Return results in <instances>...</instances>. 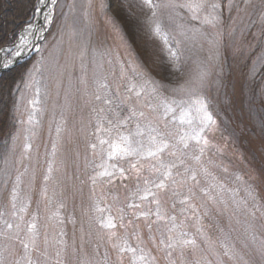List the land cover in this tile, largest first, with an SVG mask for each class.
I'll return each instance as SVG.
<instances>
[{
    "label": "rangeland",
    "instance_id": "1",
    "mask_svg": "<svg viewBox=\"0 0 264 264\" xmlns=\"http://www.w3.org/2000/svg\"><path fill=\"white\" fill-rule=\"evenodd\" d=\"M189 2L57 0L14 66L29 62L0 138V264H264V0ZM133 70L157 91L137 95ZM121 137L139 157L109 159ZM168 228L192 243L167 248Z\"/></svg>",
    "mask_w": 264,
    "mask_h": 264
},
{
    "label": "snow or ice",
    "instance_id": "2",
    "mask_svg": "<svg viewBox=\"0 0 264 264\" xmlns=\"http://www.w3.org/2000/svg\"><path fill=\"white\" fill-rule=\"evenodd\" d=\"M56 3H57V0H47V4H46V0H37V2L33 6V11L35 14H40L44 10V8L42 6H47L48 7V15L45 17V19H49L52 15V11L54 10V8L52 6H54ZM142 3H143V6L149 8V9H155L156 7H158V5L153 3V0H142ZM180 6L189 8L193 12H196V11H199V10H202L205 8H210L214 11V10L221 7V5L219 3L209 4L208 0H199V2H197V3L189 2L186 4H182ZM229 6H231V0H229ZM155 15H156V12L152 11V16L154 17ZM209 15H211V13H209ZM192 18L197 19V17L195 15ZM217 19H218V17L216 15H212L211 20H209L208 17L205 16L203 22L204 23H212L213 21H215ZM152 31L155 35H160V33H161L160 24L156 23L154 25V27L152 28ZM164 43L167 44L166 39H165ZM167 51H168V54L171 58H178L177 54L172 52L171 49H167ZM19 54H20L19 52L16 53V55H19ZM5 66H7V65H5ZM133 72H134V75L138 78L137 84L133 86V87H137V86L139 87L140 91L137 92V95H140L142 92H147V91L156 92L157 91L156 87L154 86V83L149 78H147L146 76H144L141 73H136L135 70H133ZM197 103H200V102L197 101ZM201 107H204V105L201 104ZM165 108H166V111H165L164 115H167V111L170 109H169L168 105H165ZM188 115H190V113L182 114L180 117V122L184 123L185 122V116H188ZM204 119L210 121L211 116L205 115ZM187 123L191 124L192 121L189 119V120H187ZM138 134H142V133L138 132ZM199 138H200L199 133H195L193 135V139L199 140ZM149 139L153 143L156 142V137L151 135V131L149 132ZM121 141H122V143H115V144L110 145L111 152L109 154V159H113L114 156L116 154H119V153H123L126 156H132V155H135L138 157L140 156V152L137 149L131 148V146H130L131 141L129 140L128 137H121ZM100 143L105 144V143H107V141L101 140ZM92 147L95 148L96 145H93ZM165 148H167V144L164 143L163 141H161L160 143L156 144V150L155 151L149 150L148 155L149 156H155L157 154V152H163L165 150ZM172 167H174V165H171V164L164 165V171L161 172V176L164 177V179H167L171 175L170 169ZM132 168H136V165L132 164ZM120 171H121V174H123L125 170L120 169ZM156 171L159 172L160 169H156ZM101 175L111 176L112 173L104 171L101 173ZM145 183H148V181H145ZM153 183H154V186L157 188H163L165 186L163 179H161L158 183H156V182H153ZM146 198H147L146 196L141 197V199H146ZM157 219L158 220H164V217L162 215H160L159 213H157ZM172 219H175V218L173 217ZM106 226L109 228L115 227V225L111 222V220H109L107 222ZM8 227H11V225H8ZM173 227H175V226H173ZM181 235H184V234L181 233ZM161 243L165 244V246L167 248H172L174 250L175 245L183 244V243H192V242L191 241H182L179 238V236H175V234L173 233V228H168V234L166 235V238L164 240H161ZM27 247H28V245L25 244V248H27ZM129 250L133 251V252L136 251V249H129ZM140 259L144 260L145 257L141 256Z\"/></svg>",
    "mask_w": 264,
    "mask_h": 264
},
{
    "label": "trees",
    "instance_id": "3",
    "mask_svg": "<svg viewBox=\"0 0 264 264\" xmlns=\"http://www.w3.org/2000/svg\"><path fill=\"white\" fill-rule=\"evenodd\" d=\"M36 2L37 0H0V50L14 45L20 31L34 20L33 6ZM28 64L29 62L19 64L0 75V138L7 133L14 91ZM202 220L201 218L199 222ZM234 262L236 263L235 260Z\"/></svg>",
    "mask_w": 264,
    "mask_h": 264
},
{
    "label": "bare ground",
    "instance_id": "4",
    "mask_svg": "<svg viewBox=\"0 0 264 264\" xmlns=\"http://www.w3.org/2000/svg\"><path fill=\"white\" fill-rule=\"evenodd\" d=\"M47 4V0H46ZM44 10L37 14L33 25L28 26L20 35L19 42L13 48L14 52L12 53V57L10 59L6 58V52H3L0 55V70L9 67L12 63L16 61H21L24 57L27 56L30 49L35 48L36 44L39 42L40 37L42 35V31L40 30L43 26L48 24L49 19H45L48 15V7L42 6ZM53 7V6H52ZM19 52V55L16 53ZM7 65V66H5Z\"/></svg>",
    "mask_w": 264,
    "mask_h": 264
},
{
    "label": "water",
    "instance_id": "5",
    "mask_svg": "<svg viewBox=\"0 0 264 264\" xmlns=\"http://www.w3.org/2000/svg\"><path fill=\"white\" fill-rule=\"evenodd\" d=\"M37 15V14H36ZM31 26L33 25V23L32 24H30ZM29 25V26H30ZM26 29V28H25ZM24 29V30H25ZM19 42V39L17 40V42L14 44V45H12V46H10V47H8L7 49H5V50H11V49H13L15 46H16V44ZM1 54H2V52H1ZM0 54V55H1ZM19 62H21V61H16V62H14V63H12L9 67H7V68H4V69H2V70H0V73H2V72H4V71H8V70H10V69H12L16 64H18Z\"/></svg>",
    "mask_w": 264,
    "mask_h": 264
}]
</instances>
